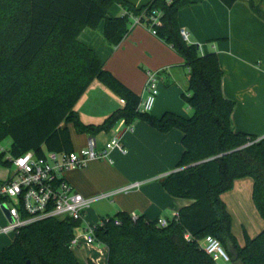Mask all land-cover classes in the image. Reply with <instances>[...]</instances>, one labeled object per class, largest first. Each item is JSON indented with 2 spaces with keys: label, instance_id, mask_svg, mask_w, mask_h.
<instances>
[{
  "label": "trees",
  "instance_id": "1",
  "mask_svg": "<svg viewBox=\"0 0 264 264\" xmlns=\"http://www.w3.org/2000/svg\"><path fill=\"white\" fill-rule=\"evenodd\" d=\"M232 8L249 1L252 11L264 20L253 0H220ZM20 0H0V13L16 8ZM192 0L168 5L150 0L137 9L127 0H25L23 30L0 51V142L11 139L8 155L15 159L33 151L56 154L74 152L69 126L81 134L110 132L124 120H142L154 129L183 133L184 153L179 171L162 181L173 197L191 200L178 216L162 228L144 217L136 221L126 213L110 217L95 230L99 246L108 248V264H215L204 252L207 236L219 240L233 264H264V231L246 235L241 247L232 231V217L222 196L238 180L253 181V201L264 221V139L237 132L233 126L236 104L223 93L224 72L216 53L202 55L198 45L184 40L179 13ZM114 5L127 14L109 17ZM152 26L156 36L185 59L190 71L183 99L194 111L184 117L166 113L161 119L139 111L141 98L107 71L96 52L79 38L84 30L104 23V37L118 46L130 32L131 18ZM94 82L119 95L126 105L100 125L81 122L76 106ZM0 164L12 168L6 152ZM105 219V218H103ZM119 220V226L114 224ZM79 223L47 219L20 229L9 247L0 251V264H81L71 248Z\"/></svg>",
  "mask_w": 264,
  "mask_h": 264
},
{
  "label": "crops",
  "instance_id": "2",
  "mask_svg": "<svg viewBox=\"0 0 264 264\" xmlns=\"http://www.w3.org/2000/svg\"><path fill=\"white\" fill-rule=\"evenodd\" d=\"M127 1L137 9L150 2ZM192 2L179 13L182 34L188 36L190 45L199 46L202 55L217 54L224 72L223 93L236 104L232 117L236 131L263 139L264 20L252 11L249 1H239L232 8L220 0ZM253 2L264 12V0ZM126 14L122 6L114 5L109 17ZM133 18L130 32L118 46L105 39L104 23L97 30H84L79 40L96 52L104 68L138 95L141 103L147 97L148 73L157 74L159 95L151 116L161 119L166 113H172L191 118L194 111L183 99L190 81V71L183 67L185 59L154 35L148 24L135 25ZM125 105L119 95L94 82L78 102L76 111L83 124L100 125ZM69 129L74 152L86 149L90 135L79 133L73 125ZM117 135L121 138L123 151L115 149L109 160L92 161L83 168L63 174L74 190L85 198L110 196L92 204L86 223L96 226L103 218L119 213L144 217L150 222L162 219L171 223L181 209L192 204L191 200L171 196L162 186L166 177L179 171L178 163L184 153L183 133L179 130L162 133L142 120L132 124L122 120L110 132L96 137L103 147ZM10 178L11 173L4 181ZM134 185L138 186L127 190ZM252 195L253 181L243 179L236 181L233 190L222 196L232 217V231L241 247L245 246L246 235L254 237L244 225V241H241L235 228L236 214L253 222L251 227L255 232L264 227ZM3 208L0 206V230L9 221ZM14 240L15 234H0V251L12 245ZM73 251L81 264H108L106 247L81 244Z\"/></svg>",
  "mask_w": 264,
  "mask_h": 264
},
{
  "label": "built area",
  "instance_id": "3",
  "mask_svg": "<svg viewBox=\"0 0 264 264\" xmlns=\"http://www.w3.org/2000/svg\"><path fill=\"white\" fill-rule=\"evenodd\" d=\"M171 5L179 0H165ZM134 24H141L140 18L134 17ZM161 14L151 18V29L156 35V29L152 26L161 24ZM185 41L188 36L183 34ZM159 95V81L155 73H148L147 97L141 103L139 111L149 114L153 111ZM133 131V128L129 127ZM119 149L123 151L119 135L100 147L96 136H89L86 149L69 154H56L46 152L43 157H38L30 151L19 158H8L15 169L9 180L0 183V206L7 207L9 217L6 227L0 230V234H16L17 231L29 225L47 219L66 220L79 223L74 229V239L71 248H78L81 244L98 245L95 236L96 226H89L85 219L92 204L110 196L97 198H85L65 180L63 174L72 170L80 169L92 161L109 160L110 153ZM0 152H3L0 148ZM131 186L127 190L137 187ZM134 221L137 216H131ZM110 218L102 219L103 225ZM119 226L121 222L115 220ZM158 226L166 228L169 223L166 220H158ZM204 252L215 264H233L232 258L223 248L221 242L213 236H207L202 241Z\"/></svg>",
  "mask_w": 264,
  "mask_h": 264
},
{
  "label": "rangeland",
  "instance_id": "4",
  "mask_svg": "<svg viewBox=\"0 0 264 264\" xmlns=\"http://www.w3.org/2000/svg\"><path fill=\"white\" fill-rule=\"evenodd\" d=\"M148 0L144 2V4L147 3ZM24 9H25V0H20L19 4H16V8L12 11H9L7 13H0V51L7 52L8 47L11 46V40L18 39L21 35V32L23 30V23H24ZM185 102V101H184ZM187 110H189L188 107H186ZM11 147V139L6 138L2 142H0V148L3 152H6V158H11L8 155V151ZM15 169L14 167L9 168L7 166L0 164V182H3L8 175L11 173L14 174ZM251 224L253 225V222H250L249 220H246L242 214H236L235 218V228L237 229L241 241H244L243 238V228L242 226H247L249 228L250 235L255 237L262 231H264L263 228H258L259 230L255 232L253 228L251 227ZM14 235V234H13Z\"/></svg>",
  "mask_w": 264,
  "mask_h": 264
},
{
  "label": "water",
  "instance_id": "5",
  "mask_svg": "<svg viewBox=\"0 0 264 264\" xmlns=\"http://www.w3.org/2000/svg\"><path fill=\"white\" fill-rule=\"evenodd\" d=\"M263 139H264V138H263ZM260 140H261V139H260ZM3 210H4V213H5V215L7 216L8 220H9V221H12V219L9 217V210H8V208H7V207H4Z\"/></svg>",
  "mask_w": 264,
  "mask_h": 264
}]
</instances>
